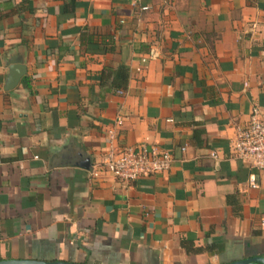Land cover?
<instances>
[{"label":"crops","instance_id":"crops-1","mask_svg":"<svg viewBox=\"0 0 264 264\" xmlns=\"http://www.w3.org/2000/svg\"><path fill=\"white\" fill-rule=\"evenodd\" d=\"M138 2L0 0V260L264 258V172L229 158L251 108L264 119V0ZM84 30L113 52L81 45ZM19 58L29 87L5 90ZM120 66L126 89L107 92ZM108 131L170 151V169L92 178Z\"/></svg>","mask_w":264,"mask_h":264},{"label":"built area","instance_id":"built-area-1","mask_svg":"<svg viewBox=\"0 0 264 264\" xmlns=\"http://www.w3.org/2000/svg\"><path fill=\"white\" fill-rule=\"evenodd\" d=\"M131 4L140 11L147 10V7L140 5L138 0H131ZM122 93L123 91L117 92V94ZM115 124L120 126L122 119L118 117ZM107 135H109L107 149L101 160L91 169L92 178L110 175L123 185L130 186L144 177L154 176L170 169L174 160L170 151L146 143L135 146H115L114 133L108 131ZM181 150L184 151L185 148ZM229 158L243 162L251 169L264 172V119L259 107H252L247 123L236 127L230 145ZM249 185L252 189L257 188L253 177H250Z\"/></svg>","mask_w":264,"mask_h":264},{"label":"trees","instance_id":"trees-1","mask_svg":"<svg viewBox=\"0 0 264 264\" xmlns=\"http://www.w3.org/2000/svg\"><path fill=\"white\" fill-rule=\"evenodd\" d=\"M81 45L82 43L95 48L94 51L99 52V54H107L111 53L114 50L113 41L109 37H96L94 34L88 33V31L84 30L81 33ZM108 79V78H106ZM23 83L25 86L29 87V82H27V78L23 79ZM128 83V69L124 66H120L117 69V72L114 74L112 80H104L101 75V87H107V92L117 93L118 91H124L126 89Z\"/></svg>","mask_w":264,"mask_h":264},{"label":"water","instance_id":"water-1","mask_svg":"<svg viewBox=\"0 0 264 264\" xmlns=\"http://www.w3.org/2000/svg\"><path fill=\"white\" fill-rule=\"evenodd\" d=\"M25 74H26V67L24 65L22 58H19L14 62H11L8 68L5 90L14 89L19 84L20 80L23 77H25ZM0 264H81V263H72V262H64V261L49 262V261H41V260L10 259V260H0ZM226 264H264V258L252 257Z\"/></svg>","mask_w":264,"mask_h":264}]
</instances>
